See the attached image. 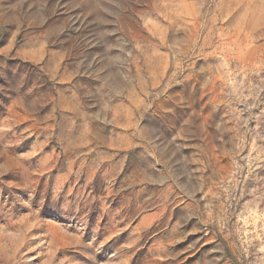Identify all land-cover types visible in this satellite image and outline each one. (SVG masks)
I'll return each instance as SVG.
<instances>
[{"label": "rangeland", "instance_id": "374dc122", "mask_svg": "<svg viewBox=\"0 0 264 264\" xmlns=\"http://www.w3.org/2000/svg\"><path fill=\"white\" fill-rule=\"evenodd\" d=\"M0 264H264V0H0Z\"/></svg>", "mask_w": 264, "mask_h": 264}]
</instances>
